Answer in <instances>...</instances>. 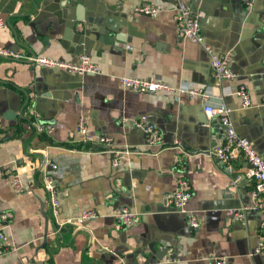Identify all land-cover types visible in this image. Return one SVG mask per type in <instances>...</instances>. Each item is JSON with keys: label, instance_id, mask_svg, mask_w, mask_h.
<instances>
[{"label": "crops", "instance_id": "1", "mask_svg": "<svg viewBox=\"0 0 264 264\" xmlns=\"http://www.w3.org/2000/svg\"><path fill=\"white\" fill-rule=\"evenodd\" d=\"M179 1L200 16L214 52L232 53L234 81H216L205 49L182 38ZM143 5L160 15L138 14ZM0 16L6 20L1 47L70 63L87 53L101 69L75 76L0 57V216L8 214L5 232L16 248L1 255L0 264H264V253L254 254L264 232L260 212L247 213L243 222L226 215L250 202V165L241 158L230 173L206 154L226 138L209 131L218 120L206 115V103L188 94L179 100L162 92L139 94L120 83L128 77L210 90L208 103L230 108L238 134L264 159V0H255L253 9L242 0H0ZM240 85L251 94L248 110L237 96L221 94ZM80 115L94 136L112 139V148L146 153L114 168L103 146L81 142ZM142 115L160 130L165 150L150 152L147 137L132 124ZM42 122L53 124L54 132H38ZM177 141L182 150L174 147ZM50 161L58 167V219L43 188L42 168ZM182 168L196 229L166 206ZM16 173L24 192L12 187ZM125 207L140 214L126 228L116 219ZM84 210L97 217L81 223Z\"/></svg>", "mask_w": 264, "mask_h": 264}, {"label": "built area", "instance_id": "2", "mask_svg": "<svg viewBox=\"0 0 264 264\" xmlns=\"http://www.w3.org/2000/svg\"><path fill=\"white\" fill-rule=\"evenodd\" d=\"M243 3L251 8L253 0H242ZM136 12L141 15L157 18L161 11L153 5H143L136 8ZM176 24L183 39H186L194 44L202 46L209 56L210 67L214 79L219 83L231 82L237 78V73L234 72L230 66L232 53L218 54L206 43V39L202 33L200 16L194 12L186 3L179 1L176 8ZM6 26L5 18L0 16V31ZM0 57L14 60L28 62L36 67L46 69H58L75 76L97 75L101 73V69L96 64L90 55L84 53L79 56L77 62L70 63L64 61L54 60L46 56L26 55L21 51H14L0 46ZM122 87L126 90H131L139 94H156L158 92L164 93L166 96H175L179 100L180 94H188L191 98L199 96L206 103L204 111L210 118H217L218 123L226 127L225 142L221 146L210 149L206 154L214 160L223 164L224 168L230 172H234V162L239 159H244L250 169L245 175L250 186V202L241 208H230L226 210V215L235 222H243L249 212H260L262 216V229H264V159L257 153L253 144L246 138L240 136L233 123L231 114L232 110L226 105L214 107L208 100L212 97L210 90L197 89L193 84L184 83L179 88H172L166 83L152 81H143L135 78L123 77L120 80ZM222 96H237L241 100V107L248 110L252 107V98L248 88L245 85H240L236 90L231 87L222 89ZM124 121L128 122L127 118ZM3 119L0 117V131L3 128ZM135 128L141 130L147 137V147L150 152H161L167 148L160 130L156 127L147 116L142 115L132 120ZM38 132L52 134L54 132V125L51 123L42 122L37 126ZM76 132L82 136L81 142L84 144H99L105 149L103 152L112 156V165L114 168H119L123 163L124 158H128L133 154L143 155V152L138 149L126 147L124 149L112 148V139L106 136H94L88 127L87 118L85 115H80L76 125ZM175 148L182 150L181 142L177 141ZM149 153V152H148ZM57 165L53 162H46L42 168L43 174V188L48 194L51 202V213L55 219L60 216V199H59V184L53 171L57 169ZM181 176L178 179L175 190L166 195V206L171 210L184 214L188 217L189 224L196 229L199 226V221L196 215L192 214L188 209V204L192 198V191L190 184L185 177L184 168L181 169ZM240 177L236 178L234 183L240 181ZM12 187L16 192H24L25 185L19 174H14L12 178ZM138 213L129 208H122L117 214L116 219L119 226L129 227L135 224L139 219ZM97 217V212L94 210H84L79 221L86 223ZM2 225H0V256L9 255L16 251L14 244L10 237L6 234L5 229L8 224L9 216L3 213L0 216ZM67 223H72L69 220ZM264 253V232L258 238L254 254ZM173 257V256H172ZM170 257V260H173ZM217 264H227L225 259L217 260Z\"/></svg>", "mask_w": 264, "mask_h": 264}, {"label": "water", "instance_id": "3", "mask_svg": "<svg viewBox=\"0 0 264 264\" xmlns=\"http://www.w3.org/2000/svg\"><path fill=\"white\" fill-rule=\"evenodd\" d=\"M254 3H255V0H253L252 9L254 8ZM248 13H250V10L249 9H248ZM32 26H34V24H32ZM51 71L57 72V73L58 72H61L58 69H53ZM208 126L210 128L209 131L212 133L213 136L216 135L220 131L224 134V136H226V127L223 126V125H221L220 123H218V121L217 122H213V123L209 124ZM219 146H221V145H219ZM164 251H165V253L169 254L168 248H166Z\"/></svg>", "mask_w": 264, "mask_h": 264}]
</instances>
